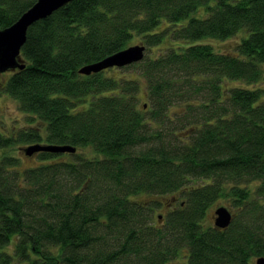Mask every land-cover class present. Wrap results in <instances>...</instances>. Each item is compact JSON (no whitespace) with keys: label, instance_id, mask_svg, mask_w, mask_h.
<instances>
[{"label":"trees","instance_id":"trees-1","mask_svg":"<svg viewBox=\"0 0 264 264\" xmlns=\"http://www.w3.org/2000/svg\"><path fill=\"white\" fill-rule=\"evenodd\" d=\"M35 1L0 0V29ZM235 34L233 52L204 40ZM25 36V66L2 90L41 125H0V264L264 257V0H72ZM135 44L140 61L79 72ZM35 143L76 151L21 147L37 161L19 171L11 149ZM157 197L170 200L161 218ZM214 205L229 209V226L205 223Z\"/></svg>","mask_w":264,"mask_h":264},{"label":"water","instance_id":"water-1","mask_svg":"<svg viewBox=\"0 0 264 264\" xmlns=\"http://www.w3.org/2000/svg\"><path fill=\"white\" fill-rule=\"evenodd\" d=\"M71 1L72 0H36L27 10L20 14L15 22L8 27L0 29V73L22 69V67L25 66L24 60L20 57V46L23 45L26 39L25 35L29 26L34 22L49 16L55 10ZM144 52V45H131L95 62V64L90 63L84 65L79 69V72L87 75L101 71L107 67H122L130 65L140 61L144 56ZM38 151L74 153L76 147L70 144L41 145L35 143L24 148V152L28 156ZM213 213L214 227L222 229L229 226L232 214L227 207L218 205ZM158 216L161 218V215ZM255 264H264V257H258Z\"/></svg>","mask_w":264,"mask_h":264},{"label":"rangeland","instance_id":"rangeland-1","mask_svg":"<svg viewBox=\"0 0 264 264\" xmlns=\"http://www.w3.org/2000/svg\"><path fill=\"white\" fill-rule=\"evenodd\" d=\"M197 16L200 15H204V10L203 8L199 9L197 11V13H195ZM240 34V33H239ZM239 34H235L233 36H230L228 38L225 39H217V38H207L204 40L208 41V43L212 44L213 47L216 51L219 52H233L235 51V48L238 44L239 41ZM145 53H146V49H145ZM263 70H264V64H263ZM135 69L133 68H120V71L116 70L113 74H117V76H121V75H125L126 78H130V77H135L136 74L134 73ZM10 72L12 71H5L0 73V125H2V132L4 133H10L11 131H13L14 129L20 130V129H25V128H29V126H36V125H41V123L36 120H33L32 122H30L29 120H27V115L25 112L19 110L18 105L16 103L15 100H13V98H11L8 94L4 93L3 89V85L6 82V78L9 76ZM144 81L142 80L140 83V91H139V97L141 99V102L146 100L147 94H146V88H145V84L143 83ZM233 82V81H232ZM258 85H261L262 87H264V77L263 79H261L259 82H257ZM146 102V101H145ZM27 145H21V144H15L13 146V148L11 149V153L15 154L16 157L19 158V171H23L27 166L31 165V164H36L35 161H37L36 157H26L24 155V153L21 150V147H26ZM89 155H91V149L90 148H86ZM79 152V150L77 151ZM98 153V152H97ZM87 153L84 152V155H86ZM93 154L95 155V152L93 151ZM101 154V153H99ZM103 155V154H102ZM93 156V155H92ZM69 158H73L72 155L67 156ZM21 162V164H20ZM23 168V169H22ZM135 199L139 200V201H146V200H151L154 199L153 196H149V195H139L137 196ZM157 199L161 202L164 203L163 206H160L159 208H156L155 210V217L157 218V215H161L166 213L169 209L170 206L165 205L168 202H170L168 197H157ZM215 205L212 206L208 212L207 215L205 216V223L208 225H213V217H214V209H215Z\"/></svg>","mask_w":264,"mask_h":264}]
</instances>
